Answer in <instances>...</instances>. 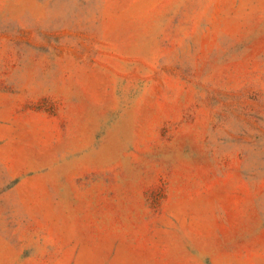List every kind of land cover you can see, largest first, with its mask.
I'll return each instance as SVG.
<instances>
[{
  "label": "rangeland",
  "instance_id": "obj_1",
  "mask_svg": "<svg viewBox=\"0 0 264 264\" xmlns=\"http://www.w3.org/2000/svg\"><path fill=\"white\" fill-rule=\"evenodd\" d=\"M0 264H264V0H0Z\"/></svg>",
  "mask_w": 264,
  "mask_h": 264
}]
</instances>
